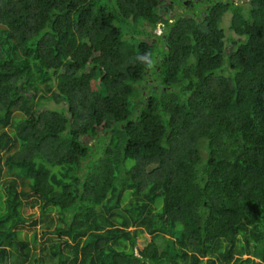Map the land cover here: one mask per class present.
<instances>
[{
	"label": "trees",
	"instance_id": "obj_1",
	"mask_svg": "<svg viewBox=\"0 0 264 264\" xmlns=\"http://www.w3.org/2000/svg\"><path fill=\"white\" fill-rule=\"evenodd\" d=\"M0 264H264V0H0Z\"/></svg>",
	"mask_w": 264,
	"mask_h": 264
},
{
	"label": "rangeland",
	"instance_id": "obj_2",
	"mask_svg": "<svg viewBox=\"0 0 264 264\" xmlns=\"http://www.w3.org/2000/svg\"><path fill=\"white\" fill-rule=\"evenodd\" d=\"M244 1H245V0H242V2H244ZM176 10H177V11H180V10H182V8H176ZM177 11H175V12H177ZM230 20H231V17H230V15L227 14V15L224 17V20H223V22H222V26H223V28L225 29V32H226V37H227V43H228V44H231L230 40H231L232 38H234V39H237V38H238V36H237V35H236V34L230 29ZM146 30H147V31H151L150 27H148V26L146 27ZM141 38H142V39H145V40H149V41L154 40V36L147 37L146 34L143 35V36H141ZM148 79H149V81H150V78H149V77H148ZM47 105L50 106V107H58V105H56L54 102L47 103ZM86 143H87V144H92V145L95 147V143H94V140H93L92 137L87 138ZM130 198H131V197H128L127 200L125 201V203H128L129 200H130ZM39 214H40V213H38V215H39ZM40 226H41V225H38L37 229H39ZM135 228H136V227H131L130 230L133 231ZM33 234H34V231H30V232L28 233V236H29L30 239L33 237ZM38 234H39V236H38V238H39V237H40V231H39ZM39 241H40V240H39ZM150 241H151V236H150L149 234L144 233V234L138 236V239H137V245H138L139 248L142 249V248H144V247H145ZM156 242H157V244H158L160 250H165L166 245H167V243H168V237L161 238V239H157ZM38 243H39V242H38ZM39 248H40V246L38 245L37 250H38ZM38 251H39V250H38ZM246 257H247V255L244 256V258H246Z\"/></svg>",
	"mask_w": 264,
	"mask_h": 264
},
{
	"label": "clouds",
	"instance_id": "obj_3",
	"mask_svg": "<svg viewBox=\"0 0 264 264\" xmlns=\"http://www.w3.org/2000/svg\"><path fill=\"white\" fill-rule=\"evenodd\" d=\"M139 59L143 62H146L147 65L150 67L153 63V61L150 58V54H145L139 57Z\"/></svg>",
	"mask_w": 264,
	"mask_h": 264
}]
</instances>
